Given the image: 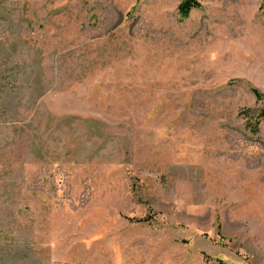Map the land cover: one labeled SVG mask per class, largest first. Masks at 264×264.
I'll return each instance as SVG.
<instances>
[{
    "label": "rangeland",
    "instance_id": "rangeland-1",
    "mask_svg": "<svg viewBox=\"0 0 264 264\" xmlns=\"http://www.w3.org/2000/svg\"><path fill=\"white\" fill-rule=\"evenodd\" d=\"M198 1L0 0V264H264V0Z\"/></svg>",
    "mask_w": 264,
    "mask_h": 264
},
{
    "label": "trees",
    "instance_id": "trees-1",
    "mask_svg": "<svg viewBox=\"0 0 264 264\" xmlns=\"http://www.w3.org/2000/svg\"><path fill=\"white\" fill-rule=\"evenodd\" d=\"M199 8H201V4L198 0H183L182 4L179 7V11L183 17H188L189 14L192 12V10L199 9ZM259 118L264 119V110L260 113ZM202 254L206 259H212L205 253H202ZM216 262L218 264H226L224 261L219 260V259H216Z\"/></svg>",
    "mask_w": 264,
    "mask_h": 264
}]
</instances>
